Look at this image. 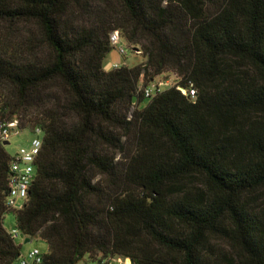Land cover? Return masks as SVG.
<instances>
[{
  "label": "trees",
  "instance_id": "obj_1",
  "mask_svg": "<svg viewBox=\"0 0 264 264\" xmlns=\"http://www.w3.org/2000/svg\"><path fill=\"white\" fill-rule=\"evenodd\" d=\"M116 1L94 23L89 0H0V126L44 132L20 208L0 135V264L10 211L43 264H264V0ZM114 31L142 64L105 68Z\"/></svg>",
  "mask_w": 264,
  "mask_h": 264
},
{
  "label": "built area",
  "instance_id": "obj_2",
  "mask_svg": "<svg viewBox=\"0 0 264 264\" xmlns=\"http://www.w3.org/2000/svg\"><path fill=\"white\" fill-rule=\"evenodd\" d=\"M111 43L120 53L124 55L127 53V50L122 43V36L119 31L112 32L110 36ZM121 65L119 62L112 64L111 69L120 68ZM166 76L167 74L157 76L152 80L151 84L144 87V94L146 97H152L156 94L157 91L165 89V86H172L170 79ZM174 78L177 79V75L173 74ZM178 88L185 95H190L191 97L196 96V89L194 87L186 88L183 86H178ZM1 110V108H0ZM19 122L17 119L12 121H5L0 126V135L2 139L7 140L10 137L11 129L18 127ZM38 134H43V137H36L32 141L31 148L16 155H13L11 160V174H10V191L7 197V204L10 208H20L22 207L29 199L30 189L32 184L36 180L37 174V161L43 150L44 144V132L40 127H37L35 130ZM10 234L13 238H22L21 231L18 228H14L10 231ZM44 263V253H42L38 248L32 249L26 256H21L16 264H43ZM96 264H131L130 259H114V260H103Z\"/></svg>",
  "mask_w": 264,
  "mask_h": 264
},
{
  "label": "rangeland",
  "instance_id": "obj_3",
  "mask_svg": "<svg viewBox=\"0 0 264 264\" xmlns=\"http://www.w3.org/2000/svg\"><path fill=\"white\" fill-rule=\"evenodd\" d=\"M115 7L119 11H121L120 4L116 0H89V2L85 5L83 9H81V17L84 19L99 22L100 19L105 18L107 15V11L109 8ZM17 29H25L26 25L24 23H20L16 26ZM0 30H3V25H0ZM38 32V30H36ZM121 45H124L127 53L121 55L118 53L116 49H113L107 56L105 60V68L110 70L112 68V64L115 62H119L121 65H126L128 67H135L142 64L145 61L144 55L135 49H133L126 41L122 40ZM168 79L172 84H176V78L173 76V72L166 73ZM152 83V82H151ZM150 83V84H151ZM140 86L143 84L140 82ZM169 87V86H165ZM148 102V99L144 101L140 107H144ZM36 137H43V134H38L35 130L32 129H20L16 127L15 129H11L10 137L7 139L10 141L9 144L6 145L7 151L11 155H16L18 153H22L31 148L32 141ZM126 144L125 149L129 150L131 148L132 142L128 141L129 139L125 138ZM102 147V146H101ZM103 148H106L103 146ZM125 152H123L125 154ZM123 153H117L118 157H121ZM101 178V175H98L97 179ZM96 179V180H97ZM4 226L8 231H12L14 228H17V220L16 215L13 211L7 212L4 217ZM16 242L21 245V251L23 256H26L32 249L38 248L42 253H46L49 250L48 243L42 238H33L29 242H25L22 238H16ZM77 264H94L89 260L87 256H85L80 262Z\"/></svg>",
  "mask_w": 264,
  "mask_h": 264
},
{
  "label": "water",
  "instance_id": "obj_4",
  "mask_svg": "<svg viewBox=\"0 0 264 264\" xmlns=\"http://www.w3.org/2000/svg\"><path fill=\"white\" fill-rule=\"evenodd\" d=\"M135 50L140 51L138 48H136ZM3 143H4L5 145H7V144L10 143V141H9V140H5ZM21 237L25 238V239H24L25 242H29V241H31V238H29V237H25V235H24L23 233H21ZM130 262H131V264H135V262H134L133 259H130Z\"/></svg>",
  "mask_w": 264,
  "mask_h": 264
}]
</instances>
